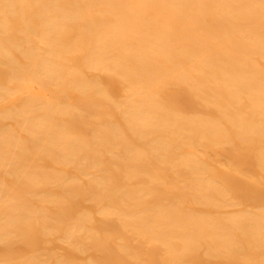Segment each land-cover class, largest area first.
I'll return each mask as SVG.
<instances>
[{
  "label": "bare ground",
  "instance_id": "6f19581e",
  "mask_svg": "<svg viewBox=\"0 0 264 264\" xmlns=\"http://www.w3.org/2000/svg\"><path fill=\"white\" fill-rule=\"evenodd\" d=\"M0 264H264V0H0Z\"/></svg>",
  "mask_w": 264,
  "mask_h": 264
}]
</instances>
